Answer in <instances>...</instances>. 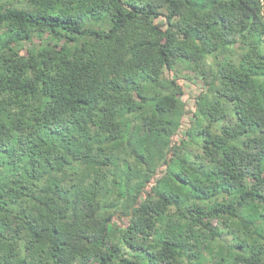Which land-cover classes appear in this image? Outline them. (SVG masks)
<instances>
[{
	"label": "clouds",
	"instance_id": "clouds-1",
	"mask_svg": "<svg viewBox=\"0 0 264 264\" xmlns=\"http://www.w3.org/2000/svg\"><path fill=\"white\" fill-rule=\"evenodd\" d=\"M148 4L171 15L168 41ZM192 5L0 0V264H127L130 247L166 253L162 241L219 264L205 247L216 237L228 252L254 244L239 264H264V220H232L264 199V182L244 179L264 177V0ZM9 29L42 34L31 59L13 55L30 41ZM177 77L197 84L193 103Z\"/></svg>",
	"mask_w": 264,
	"mask_h": 264
},
{
	"label": "trees",
	"instance_id": "trees-1",
	"mask_svg": "<svg viewBox=\"0 0 264 264\" xmlns=\"http://www.w3.org/2000/svg\"><path fill=\"white\" fill-rule=\"evenodd\" d=\"M119 2V0H117ZM187 2V0H186ZM193 7H195V0H193ZM146 11L147 17L150 19V22L152 23V27L156 32L163 33L162 38L165 41H168L169 36L171 35L172 31V19L171 15L166 16L164 13L157 12L153 8L151 4L144 6ZM133 12L136 11L135 8L132 9ZM12 15V14H9ZM15 19V17H13ZM227 19V17H225ZM219 23L221 27H223V21L220 20L218 17L217 21L213 22V24L209 25V27H215L216 24ZM60 30H63V26H57ZM54 32H56V29H53ZM9 32L11 33L12 39L23 43L24 40L30 41V46L27 49L21 48V50L17 53H13L14 56H27L29 59L32 58V53L34 51V48L37 45H40L43 37L42 34L38 35L34 42L30 40V34L25 32L23 37L17 32H14L12 29H9ZM58 34V33H57ZM77 34L73 33L71 36H69V42H71L72 39L75 38ZM52 39H55V36L52 37ZM57 47H59V44H52L50 41L48 42L47 48L41 47V52L37 55H43L45 51L48 49H51L52 52H55ZM65 49H67V44L64 46ZM11 51V49H9ZM163 55V53H161ZM41 64H43V61H41ZM164 68L167 70L169 68L168 64L164 65ZM20 71V70H18ZM173 86L177 88L179 91L177 92V96L180 99L185 100L186 105H189L190 103H193V97L198 96V86L193 81H190L187 79V77L179 78L173 82ZM191 92V96L186 94H189ZM187 114V113H186ZM195 113H193L194 115ZM235 115V113H234ZM239 119V116L236 117ZM181 124H183V121H181ZM223 127V126H222ZM204 133H198V135H202ZM210 135L211 133H207ZM7 150H5L6 152ZM203 176V173H201ZM216 176H218L221 179V185L224 184L223 177L225 175L224 171L222 169L217 170L215 173ZM239 175V174H238ZM34 177H29V179H32ZM210 177L204 176V179H209ZM244 179H250L252 181H256L257 183L264 182V177H261L259 170H257L251 177L245 176ZM232 177H229V183H231ZM145 183H148L147 181ZM185 187H192L191 185H184ZM195 191V188L192 189ZM255 200L256 203H241V211L242 215L239 216H233L232 220L236 225L244 226L245 220H250L251 218H258L261 220H264V211L261 209H264V199H261L260 193H255ZM175 204V202H172ZM196 229L195 226H193L192 229V236L196 235ZM253 235H255L257 242H259L262 237L260 236L259 232H254ZM219 237L209 239L206 241L205 247L209 251V253L215 252L216 256L214 259H218L219 264H239L241 260L245 258L246 253H250L251 249L255 247L254 244H248L246 241L244 243H241L239 246H234L232 248L231 252L226 251L223 247L218 245L217 240ZM161 247L166 248L167 252H156L153 251L151 246L148 245H142V246H132L129 248V252L132 253L136 259L135 260H129L127 261V264H183L185 260L192 261V264H197V262L201 259V256L194 251L197 247V245L193 244L187 248L181 247L178 242H168V241H162ZM111 251V250H110ZM180 253V256H177L176 254ZM233 253H239L240 255H233ZM259 253H257L258 255ZM112 255H115V253H112ZM171 257V258H170ZM93 259H96L99 261V264H111V256L109 255H94ZM87 258H82L81 264H86ZM248 264H256L254 260L251 259L249 256Z\"/></svg>",
	"mask_w": 264,
	"mask_h": 264
},
{
	"label": "rangeland",
	"instance_id": "rangeland-1",
	"mask_svg": "<svg viewBox=\"0 0 264 264\" xmlns=\"http://www.w3.org/2000/svg\"><path fill=\"white\" fill-rule=\"evenodd\" d=\"M189 94H186V96H188Z\"/></svg>",
	"mask_w": 264,
	"mask_h": 264
}]
</instances>
